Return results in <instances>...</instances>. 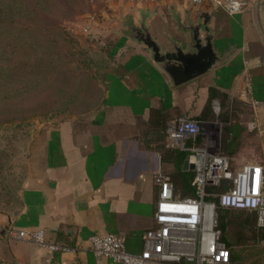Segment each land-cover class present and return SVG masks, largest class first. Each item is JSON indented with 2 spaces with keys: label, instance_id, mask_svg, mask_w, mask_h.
Segmentation results:
<instances>
[{
  "label": "crops",
  "instance_id": "crops-1",
  "mask_svg": "<svg viewBox=\"0 0 264 264\" xmlns=\"http://www.w3.org/2000/svg\"><path fill=\"white\" fill-rule=\"evenodd\" d=\"M211 6L175 3L167 11L161 5L142 17L164 48L173 40L186 47L190 31L183 25L188 15L197 21L200 10ZM133 23L140 22L135 17ZM209 25L226 59L178 85L171 83L147 45L127 34L128 28L123 36H113L114 60L97 110L64 118L35 134L19 203L13 211H0V264H118L92 251V233L117 232L129 250L142 249L145 229L155 224L154 174L175 167L153 147L158 141L147 142L155 137L149 123L152 107L163 108L168 117L209 120L202 114L212 96L216 111L221 108L230 115L226 146L222 136L217 142L230 156L232 168L249 162L262 165L264 173V111H255L240 94L248 76L254 94L264 97V7L253 3L235 15L218 7ZM10 228H44L48 241L75 249L50 250L11 235Z\"/></svg>",
  "mask_w": 264,
  "mask_h": 264
},
{
  "label": "rangeland",
  "instance_id": "rangeland-1",
  "mask_svg": "<svg viewBox=\"0 0 264 264\" xmlns=\"http://www.w3.org/2000/svg\"><path fill=\"white\" fill-rule=\"evenodd\" d=\"M175 3L195 6L191 0H0V42L17 41L27 50L0 51V211L19 203L35 134L102 103L112 56L101 40L123 36L142 12L161 5L170 11ZM253 3L264 7V0ZM210 118L202 122L201 145L222 134L223 121Z\"/></svg>",
  "mask_w": 264,
  "mask_h": 264
},
{
  "label": "built area",
  "instance_id": "built-area-1",
  "mask_svg": "<svg viewBox=\"0 0 264 264\" xmlns=\"http://www.w3.org/2000/svg\"><path fill=\"white\" fill-rule=\"evenodd\" d=\"M191 2L217 4L231 15L249 9L253 4V0ZM240 94L255 111H264V97L254 94L248 76ZM202 122L198 117L178 115L169 118L166 124V143L187 150V157L196 154L191 181L194 193L180 196L171 175L157 171L154 174L158 186L155 224L145 229L142 249L129 250L124 237L117 232L92 233L88 239L96 255L110 257L118 264H235L230 248L221 240L217 206L254 210L257 225L264 227L263 166L248 162L233 169L230 156L219 148L217 140L206 138L202 145L197 140L201 136ZM223 182L225 188L217 189ZM9 233L50 250L75 249L67 243L48 241L44 228H10Z\"/></svg>",
  "mask_w": 264,
  "mask_h": 264
},
{
  "label": "trees",
  "instance_id": "trees-1",
  "mask_svg": "<svg viewBox=\"0 0 264 264\" xmlns=\"http://www.w3.org/2000/svg\"><path fill=\"white\" fill-rule=\"evenodd\" d=\"M1 21L2 18H0V23ZM10 42L5 45L0 42V51L8 50L10 54H16L24 49L23 43ZM101 44L106 46L109 55L112 56V59L109 57L110 59H108V64L104 71V76L108 79L109 68L114 60V56L111 54L112 45L109 42H102ZM34 47L40 48L37 44ZM23 51L24 53L27 52L26 49ZM42 51L47 52V49L43 48ZM212 100L213 97L211 96L202 115L205 117H217L223 121L224 127L221 136L224 147L226 146L230 115L222 109H220L221 111H216ZM150 114L149 123L153 128L152 132L155 137L147 139V142H150L149 140L158 141L153 147L160 150L162 159L174 162L175 167L167 173L172 177L176 193L180 196L192 195L194 191L191 181L194 176V170L183 168V162L189 152L181 148L172 147L165 140L167 120L171 117H168L161 107H152ZM199 137L197 140H199ZM221 150L225 152L222 148ZM224 188V182L217 187L219 190ZM236 209H239L238 213L233 212ZM217 212L218 226L221 229V240L230 248L231 257L235 264H264V227L257 225L256 212L245 208L225 207L220 204L217 206Z\"/></svg>",
  "mask_w": 264,
  "mask_h": 264
},
{
  "label": "water",
  "instance_id": "water-1",
  "mask_svg": "<svg viewBox=\"0 0 264 264\" xmlns=\"http://www.w3.org/2000/svg\"><path fill=\"white\" fill-rule=\"evenodd\" d=\"M217 4L210 8H202L195 21L188 15V21L183 28L189 32L190 40L186 47L176 41L172 46L164 48L161 42L155 38L147 25L143 15L139 24L128 23L127 34L144 42L150 49L151 57L165 71L173 85H178L193 77L201 75L210 70L214 65L226 59V54L221 55L215 44V34L209 25L210 18ZM202 31L204 35L202 36ZM196 167V154H191L184 160V169ZM10 226L8 223L1 233Z\"/></svg>",
  "mask_w": 264,
  "mask_h": 264
},
{
  "label": "flooded vegetation",
  "instance_id": "flooded-vegetation-1",
  "mask_svg": "<svg viewBox=\"0 0 264 264\" xmlns=\"http://www.w3.org/2000/svg\"><path fill=\"white\" fill-rule=\"evenodd\" d=\"M129 22H127V24H128Z\"/></svg>",
  "mask_w": 264,
  "mask_h": 264
}]
</instances>
